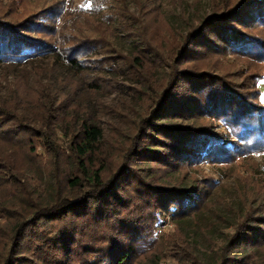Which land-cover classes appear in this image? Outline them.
<instances>
[{"label": "trees", "instance_id": "obj_1", "mask_svg": "<svg viewBox=\"0 0 264 264\" xmlns=\"http://www.w3.org/2000/svg\"><path fill=\"white\" fill-rule=\"evenodd\" d=\"M144 1L0 14V264H43L28 250L61 263L134 264L162 237L181 264H264V195L214 201L219 179L175 175L181 165L264 154V75L201 59L264 62V0L195 6L181 23L167 0ZM153 8L168 16L169 46L150 38ZM108 89L125 102L115 116L127 111L110 136L99 97H80ZM20 132L38 140L47 167L17 163ZM167 215L170 233L160 230Z\"/></svg>", "mask_w": 264, "mask_h": 264}, {"label": "rangeland", "instance_id": "obj_2", "mask_svg": "<svg viewBox=\"0 0 264 264\" xmlns=\"http://www.w3.org/2000/svg\"><path fill=\"white\" fill-rule=\"evenodd\" d=\"M81 0H0V14H6L11 17L21 18L31 12L39 11L40 9H44L48 6H53L56 10L63 7H69L72 5H77V3ZM218 0H167L168 6L176 7V13H172L175 18V22L179 21L183 22V17L180 16L181 11L189 10L190 14H194V10L192 9L195 6H199V8H208L211 4L215 3ZM150 0H145L144 9L147 8ZM166 5V4H163ZM166 8V7H165ZM169 8V7H168ZM68 17H73L76 15L75 11L72 12ZM148 13V25L150 26L149 34L152 41L156 42L159 46L168 45L170 43L171 37L173 35V30L168 24V16L166 14H161L156 9L153 8L147 10ZM194 16V15H193ZM81 22V21H80ZM81 25V23H80ZM204 56V54H203ZM201 57L202 62L204 63H212L213 65H217L222 69H233L238 71H246L251 73L252 71H256L255 73L261 72L264 75V62L255 63L249 62V59L244 56H235V55H217V54H208V56ZM199 61V60H198ZM241 74V73H240ZM264 78V77H263ZM263 82V81H262ZM259 81V85L264 86V82L262 84ZM83 94L80 97H87L91 95L92 97L98 96L100 99L99 108L102 110L99 111V121L100 124L105 129L106 135L110 136L109 133L115 132L116 128L114 125L119 126L118 122L126 121L125 116L120 114L121 112L127 113V111H122L115 116V112L117 111V107L121 105L124 106V101L120 99V96L113 89L106 90L103 94L97 95L95 92L91 91V93H84V91H80ZM126 95V94H124ZM130 96V94H129ZM71 97H66L62 99L59 103V109L62 111L65 108H68ZM115 116V117H114ZM121 118V120H116ZM17 136L22 142L17 144L14 147V156L19 165H26L30 161V164L35 166H44L45 165V154L42 152L40 146L37 144L38 140H35L31 137L30 134L26 132H20ZM30 139H34L33 144L36 145L38 155H31L29 152L30 149ZM108 141H106L107 143ZM156 172L163 174L166 172L165 169L157 167L155 168ZM170 171V170H169ZM175 175L177 177H181L186 175L188 180L193 177L198 178H206V177H214L219 179L221 183L220 189L217 188V195L214 197V201L227 199L229 200L234 196V191L236 192L235 196L239 197V192L245 194H251L252 192L259 191L260 194L264 195V154L257 153L252 157L247 159L238 157L235 162H228L223 164H212L206 162H198L192 164L181 165L175 170ZM238 191V193H237ZM147 209V208H145ZM53 225V224H52ZM50 225V228L52 227ZM44 227L41 225V228ZM46 227V226H45ZM37 228V227H36ZM166 231V233L173 232L175 229L174 223L171 221L170 215L165 217L164 223L160 225V230ZM35 240L33 237H28L26 239L25 244H30L32 246V241ZM167 240L166 238H160L157 240V244L155 249L152 252L146 253L143 256L135 259L134 264H181L172 256L166 254L165 246ZM26 246V245H25ZM34 248V247H33ZM240 249V248H237ZM239 251V250H238ZM258 256L260 261L264 262V243L260 244L257 248ZM39 253V258L36 256V252L31 254L28 250L25 252L26 255H32V259L41 263L42 259L43 264H77L79 257L75 256L71 260L64 262H58L55 258L56 254H53L52 251H37ZM254 257V256H253Z\"/></svg>", "mask_w": 264, "mask_h": 264}]
</instances>
